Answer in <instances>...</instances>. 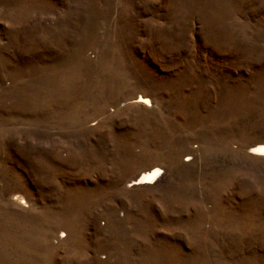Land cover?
<instances>
[{
    "label": "rangeland",
    "instance_id": "obj_1",
    "mask_svg": "<svg viewBox=\"0 0 264 264\" xmlns=\"http://www.w3.org/2000/svg\"><path fill=\"white\" fill-rule=\"evenodd\" d=\"M258 140L264 0H0V264H264Z\"/></svg>",
    "mask_w": 264,
    "mask_h": 264
},
{
    "label": "bare ground",
    "instance_id": "obj_2",
    "mask_svg": "<svg viewBox=\"0 0 264 264\" xmlns=\"http://www.w3.org/2000/svg\"><path fill=\"white\" fill-rule=\"evenodd\" d=\"M139 101H145L149 103V100L139 96ZM138 101V100H137ZM254 141L253 143H255ZM261 140H258V144L253 145L251 150L253 155L264 156V143ZM184 166V165H183ZM167 170L161 169V167L156 166L155 164H149L143 166L138 172H136L131 179L126 182L127 187H142L150 184H160L163 182L167 176Z\"/></svg>",
    "mask_w": 264,
    "mask_h": 264
}]
</instances>
